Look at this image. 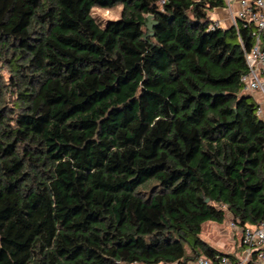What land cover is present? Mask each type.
Listing matches in <instances>:
<instances>
[{
  "label": "trees",
  "instance_id": "trees-1",
  "mask_svg": "<svg viewBox=\"0 0 264 264\" xmlns=\"http://www.w3.org/2000/svg\"><path fill=\"white\" fill-rule=\"evenodd\" d=\"M223 7L0 0V264L234 256L201 234L264 221V119Z\"/></svg>",
  "mask_w": 264,
  "mask_h": 264
},
{
  "label": "built area",
  "instance_id": "built-area-1",
  "mask_svg": "<svg viewBox=\"0 0 264 264\" xmlns=\"http://www.w3.org/2000/svg\"><path fill=\"white\" fill-rule=\"evenodd\" d=\"M224 7L229 13L231 25L236 29L239 24L252 26L253 46L250 50L244 48L248 70L241 76V83L245 91L259 93L264 104V0H223ZM237 6V8H236ZM223 22L214 20L211 28L222 27ZM239 34V33H238ZM258 115L264 119V109L259 105ZM233 231L241 234L240 245L242 251L238 255H222L218 261L204 256L191 261L189 264H264V221L258 224L241 226L236 220L230 221ZM180 264V263H175Z\"/></svg>",
  "mask_w": 264,
  "mask_h": 264
},
{
  "label": "rangeland",
  "instance_id": "rangeland-1",
  "mask_svg": "<svg viewBox=\"0 0 264 264\" xmlns=\"http://www.w3.org/2000/svg\"><path fill=\"white\" fill-rule=\"evenodd\" d=\"M121 10H122V4H117L116 6L111 7V8H95L93 10V14L105 22L107 20L119 19L121 15ZM210 15L213 20L214 18L213 16L217 15L215 9L210 12ZM252 95L254 96L253 99L256 100L257 103H259V105H262V106L264 105L262 97L260 95L259 96L257 94H252ZM231 220L232 218L228 213V218L222 226H218V225L209 226V224H214V223L213 222L206 223L204 226V230L201 234L202 238L205 241H208L210 244L221 249L222 251L226 253H232V252L237 251V249H239V246L242 251V247L240 245V240H241L240 233L237 234V242H229L230 238L228 237V235H231V233L229 232L230 228L228 226L230 225ZM237 252L238 254H240V251H237Z\"/></svg>",
  "mask_w": 264,
  "mask_h": 264
},
{
  "label": "crops",
  "instance_id": "crops-1",
  "mask_svg": "<svg viewBox=\"0 0 264 264\" xmlns=\"http://www.w3.org/2000/svg\"><path fill=\"white\" fill-rule=\"evenodd\" d=\"M237 8V6H236ZM216 11V16H213V20H221L223 22V25L226 27V26H230L231 25V22H230V18H229V13L227 11V9L225 7L223 8H216L215 9ZM254 94H257L258 96L260 95L259 93H254ZM261 96V95H260ZM263 109H264V105H263ZM223 225V224H222ZM222 225H219V226H222ZM228 225V224H227ZM230 228V233L231 235H228V237L230 238L229 239V242H237V234H239V232H235L231 229L230 225L228 226ZM237 251H240L241 252V248L239 246V249H237ZM235 251V252H232V253H229V254H232V255H238V252ZM237 252V253H236Z\"/></svg>",
  "mask_w": 264,
  "mask_h": 264
},
{
  "label": "water",
  "instance_id": "water-1",
  "mask_svg": "<svg viewBox=\"0 0 264 264\" xmlns=\"http://www.w3.org/2000/svg\"><path fill=\"white\" fill-rule=\"evenodd\" d=\"M155 25H156V22L153 20V16L149 15L148 16V23H147L149 30L152 31L154 29ZM206 201H209V199H207Z\"/></svg>",
  "mask_w": 264,
  "mask_h": 264
}]
</instances>
